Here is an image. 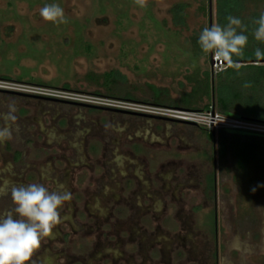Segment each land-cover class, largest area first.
Here are the masks:
<instances>
[{
    "label": "flooded vegetation",
    "instance_id": "1",
    "mask_svg": "<svg viewBox=\"0 0 264 264\" xmlns=\"http://www.w3.org/2000/svg\"><path fill=\"white\" fill-rule=\"evenodd\" d=\"M0 96L8 100L0 102L8 107L4 113L9 105L15 106L12 135H25L24 143L31 138L40 149L35 135L43 133L38 129L25 134L33 118L26 108L43 119L54 113L47 128L56 127L70 138L65 153L35 157L38 165L51 163L46 187L70 191L72 198L61 209L62 222L28 264H209V257L219 264V224L225 218L218 202L215 165L223 156L218 155L217 130L46 96L10 91H2ZM55 104L81 107L82 117L73 114L72 119L81 120L82 125L70 133L68 128H60L64 118H58L62 110L52 108ZM102 115L109 117L108 123H103ZM4 125L0 118V127ZM181 125L195 128L191 135L203 133L206 144L190 139V132ZM11 140L0 142L3 196L4 186L11 190L14 185L30 184L29 163L15 168L18 160L27 161L28 150L12 149ZM40 146L52 148L47 141ZM150 152L157 153L156 158ZM61 160L66 161L64 168L56 164ZM208 163L212 169L203 171ZM30 168L39 173L35 165ZM9 202L2 215L13 210L11 199Z\"/></svg>",
    "mask_w": 264,
    "mask_h": 264
},
{
    "label": "rangeland",
    "instance_id": "2",
    "mask_svg": "<svg viewBox=\"0 0 264 264\" xmlns=\"http://www.w3.org/2000/svg\"><path fill=\"white\" fill-rule=\"evenodd\" d=\"M203 2L206 13L201 9L202 0H0V77L106 94L100 84L104 82L101 77L116 70L117 78L111 81L125 92L130 91L138 101L151 102L147 100L152 98L155 89L177 98L191 87L185 78L187 73L197 67L219 70L210 64L206 55H196L192 47L191 35L202 27H210L208 0ZM50 3L64 9L67 23L42 19L39 9ZM213 23H216V0H212ZM1 101L8 100L0 96ZM211 102L216 107L215 97ZM7 108L0 104L1 113ZM52 108L62 110L58 118L63 117L64 122L60 128H68L70 133L82 125L81 120L72 119L73 114L82 117L81 107L55 104ZM26 111L33 118L25 134L43 130L35 135L40 149L33 145L31 138L24 143L25 135L18 138V133L13 132L11 148L28 150L27 161L18 160L15 168L29 163L30 183L47 186L51 163L38 165L35 157L40 153L41 158L49 152L65 153L63 149L70 144V138L66 137L67 133L57 132L56 127L47 128L53 123L54 113L43 119L30 108ZM101 119L103 123L109 122L108 116L102 115ZM180 127L189 132L195 130L185 125ZM190 139L205 145L207 138L196 131ZM44 141L52 145L51 150L40 146ZM260 144L244 156L233 155L230 147L224 154L218 152L223 156L215 165L218 202L224 208L225 218L219 224V264H264V142ZM150 155L156 158L157 153L150 152ZM64 156L68 159L67 154ZM65 162L56 164L64 168ZM31 165L38 167L39 173L32 171ZM205 165L203 171L212 169V163ZM8 187L4 186L1 191L4 194L0 195L1 215L10 203ZM204 230L209 232L208 228ZM214 260L209 257L207 261L213 264Z\"/></svg>",
    "mask_w": 264,
    "mask_h": 264
},
{
    "label": "clouds",
    "instance_id": "3",
    "mask_svg": "<svg viewBox=\"0 0 264 264\" xmlns=\"http://www.w3.org/2000/svg\"><path fill=\"white\" fill-rule=\"evenodd\" d=\"M141 6L143 3H141ZM43 20L56 24L67 23L64 9L56 3L45 4L39 9ZM227 23H213L199 34L198 44L205 54H211L216 66L223 70L237 72L244 67L240 59L245 55L248 44L246 26L241 19L227 16ZM256 27L253 36L264 43V12L254 20ZM256 66H264V51L254 50ZM245 83L244 87H250ZM14 105L2 114L5 125L0 127V142L12 138V123L16 120ZM264 186V185H262ZM255 191V189H253ZM13 210L0 215V264H28L33 253L45 239L51 238L53 230L62 222L61 209L70 201L71 192L67 190L50 191L41 183L14 185L10 190Z\"/></svg>",
    "mask_w": 264,
    "mask_h": 264
},
{
    "label": "trees",
    "instance_id": "4",
    "mask_svg": "<svg viewBox=\"0 0 264 264\" xmlns=\"http://www.w3.org/2000/svg\"><path fill=\"white\" fill-rule=\"evenodd\" d=\"M201 9L206 13V4L202 0ZM264 12V0H216V23L225 25L226 17L235 16L246 26L248 44L245 55L240 59L244 65L239 72L234 69L211 70L195 68L185 75L190 89L184 91L179 97L172 98L160 94L156 89L153 91L151 101L157 104L184 107L197 110L208 109L212 105V96L215 97L216 108L228 115L264 122V66H256L254 50L260 48L264 51V43L258 42L253 36L256 27L254 20ZM204 27L191 35L193 51L196 55H206L210 60V54H205L199 47L198 38ZM213 71V78H212ZM117 71L111 70L102 75L106 94L122 98L135 99L130 91L122 89L118 83L111 80L116 77ZM114 76V77H113ZM8 78L7 76H4ZM249 83L250 87H244ZM65 87H68L65 85ZM100 93V91H95ZM146 101V100H145ZM231 130L233 132H227ZM219 141L221 142V154L227 147L231 148L233 155L244 156L247 152H253L255 145H262L264 133L242 129L221 128L218 129ZM241 148V151L239 150Z\"/></svg>",
    "mask_w": 264,
    "mask_h": 264
},
{
    "label": "built area",
    "instance_id": "5",
    "mask_svg": "<svg viewBox=\"0 0 264 264\" xmlns=\"http://www.w3.org/2000/svg\"><path fill=\"white\" fill-rule=\"evenodd\" d=\"M214 65L216 62L214 61ZM0 90L25 93L35 96H46L85 105H95L112 109L127 110L171 118L181 122H191L215 130L232 128L264 133V122L240 118L220 112L214 105L208 109L197 110L184 107L169 106L153 102L138 101L97 92L74 91L69 88H58L35 83L21 82L0 77Z\"/></svg>",
    "mask_w": 264,
    "mask_h": 264
},
{
    "label": "water",
    "instance_id": "6",
    "mask_svg": "<svg viewBox=\"0 0 264 264\" xmlns=\"http://www.w3.org/2000/svg\"><path fill=\"white\" fill-rule=\"evenodd\" d=\"M208 11H209V23H210V26H211V24H212V0H208ZM210 64L212 66L214 65V59H213L211 54H210ZM212 78H213V71H212ZM0 92H2V90H0ZM212 100L214 102V95L212 96ZM99 107H101V106H99ZM103 108H107V107H103ZM186 123H191V122H186ZM191 124H194V123H191ZM211 130L214 132L213 128H211Z\"/></svg>",
    "mask_w": 264,
    "mask_h": 264
}]
</instances>
